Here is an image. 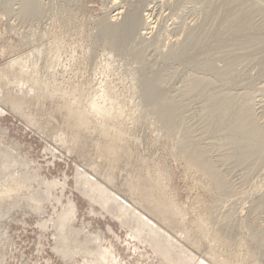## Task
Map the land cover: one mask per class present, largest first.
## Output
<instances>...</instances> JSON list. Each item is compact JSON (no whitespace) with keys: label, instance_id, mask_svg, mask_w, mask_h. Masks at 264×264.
Listing matches in <instances>:
<instances>
[{"label":"rangeland","instance_id":"374dc122","mask_svg":"<svg viewBox=\"0 0 264 264\" xmlns=\"http://www.w3.org/2000/svg\"><path fill=\"white\" fill-rule=\"evenodd\" d=\"M0 78L18 96L0 100V157L31 190L55 181L41 213L0 219V264H74L40 224L69 203L61 222L79 244L99 233L102 264H169L78 173L160 224L178 264H264V0H0ZM108 137L119 144L104 152Z\"/></svg>","mask_w":264,"mask_h":264},{"label":"bare ground","instance_id":"6f19581e","mask_svg":"<svg viewBox=\"0 0 264 264\" xmlns=\"http://www.w3.org/2000/svg\"><path fill=\"white\" fill-rule=\"evenodd\" d=\"M116 3H118V2L115 1L114 4L116 5ZM119 9L120 8L117 7V12H114V14L111 15L112 22H110V23L108 22L109 31H111L110 32L111 34H108V32H107V34L110 35V36H113V34H118L119 31H120L119 30L120 26L124 24V23L123 24H121V23L118 24L119 22L117 23V21L114 22L115 20L118 19V17H120V15L123 14V11H120ZM125 17H128L127 22L129 20H131V17L129 15L125 16ZM129 17H130V19H129ZM150 17H151V14L147 13L146 14V19H145V25H148V24L151 23L150 22ZM147 22H148V24H147ZM130 23H131V21H130ZM150 26L148 25L147 27H145V26L144 27H145L146 30L147 29L149 30V29H151ZM127 28L128 27H126V29ZM146 34H147V32H146ZM15 64H16V62H13V63L9 64L10 68L13 67V66L15 68ZM10 68H8V69H10ZM0 84H1V81H0ZM16 85H18V84H16ZM1 91L2 90H0V92ZM7 91H9V90H7ZM9 92H8V94H9ZM8 94L6 92L5 94L0 95V100L2 102H4V103H7L9 105V103H13V101H14L13 99L18 97V96L16 95V97H15L16 92H15V94L13 96H9ZM22 95H25V94H22ZM19 96H20V94H19ZM102 97H104V94L103 93L99 94V97L96 98V101L97 102H98V100L100 101V99H98V98H101V101H103V99L105 97L104 98H102ZM15 101H16V99H15ZM100 103H102V102H100ZM18 104H20V103H18ZM10 106H11V104H10ZM18 111H20V110H18ZM18 111H16V112H18ZM3 112H4L3 109L0 107V114L3 113ZM14 112H15V110H14ZM107 140H108V143L106 142L107 144H104L103 147H101V149H103L104 152L105 151L114 150V149H116L118 147L119 143H118L117 139L108 137ZM1 152H3V151H1ZM1 152H0V156H2ZM8 155L6 154L4 157H0L1 158V160H0V162H1L0 163V219H4V217H5L4 214L6 215V213L8 211L11 212V210H13L15 207L17 208L19 206H22V204L27 205L29 207V209L31 208L32 209V210L30 209L31 211L35 210V211L41 213L42 209H41V205L39 203H41V201H45L46 202L48 200V196H50V194H52V193H50L51 186H52V184H55V181L54 182H50V181H48L49 179L45 180L43 178L44 180H42V185H40L41 183L40 184H38V183L40 182L41 179L40 180L38 179L39 182L37 184L39 186H37L36 189H32L31 190V185L29 183V180H30L29 173L25 172V171L20 173V171L22 169L21 170H19V169L22 168V167L21 166L19 167L18 166V164H19L18 161H16L15 159L14 160L10 159L8 157ZM10 157H11V155H10ZM14 165H17L19 168L17 169L16 166H15L16 168H13ZM24 169H26V168H24ZM77 173H78V171H77ZM28 175H29V177H28ZM76 178H77V181L79 183H82V182L85 181L88 184V188L89 189L87 191H84L83 193H84V196H86L89 199V201H91L92 203L96 202L97 205L101 206V209L103 208V209L111 210L112 215L114 216V218L116 217L117 218L116 220L121 221V223L122 224H126V226H127V223H128V219L130 217L133 218V221L135 220V222L137 224L134 225L132 223V221L129 222V223H132L133 226H134V227H132L134 231L132 230L131 233H133L135 236L139 237L142 240V242L143 241L144 242L145 241L151 242L152 244L150 243L149 245L150 246L153 245L152 248L155 249L156 253L160 256L161 259H164L165 261L167 260L169 262V264H178L179 263L181 254H179V252H177L176 249L173 250L171 248V246H170L171 245L170 236L165 235L164 231L162 230L163 228L161 227L160 224L159 225L156 224L154 221L151 220V218L145 216L144 213H141V212L136 213L137 211L135 210V208H133V206L131 204H129V202H127V200L125 201V199H123L121 197H118L119 195H114V194L110 193L109 189H107L97 178L96 179H90L89 177H87V175L82 174V173H80V174L78 173ZM33 182H34V179H33ZM4 199L11 200V203H10L11 205L3 206L2 202H3ZM70 202H72V201H70ZM67 203H69V202H67ZM74 205L75 204H73V203H69L68 205H64L65 207H63V210L61 212H59L58 214H56V217H53L51 222H50L49 219L46 220V221L40 222L42 228L46 227V226L48 227V224H52V226L55 228V233H54L55 239L54 240L56 242V245L54 247L55 250L52 251V252L56 251L58 254H60L59 256L62 257L65 261H70V262L74 261V264L78 263L79 259L81 258L80 257L78 259L79 256H82L85 259V261L82 264H102L106 260V258H107V256L109 254L107 255V253L105 251V250H107L106 248H105V250L102 249L103 248L102 245H101L102 241H100V237H99L100 235L98 236L99 233L97 232L98 234L96 236L92 235L93 236L92 238H89V237H91V235H88L89 237H87V235H86L85 241H83L82 243L79 244L77 239L79 238V236H81V232L80 231H78V232L74 231V228L71 227L70 220H69L70 225H69V223L66 224V223L61 222V219H68V218L73 219L74 218V216L77 213L76 212L77 211L76 206H74ZM14 210H16V209H14ZM103 211H105V210H103ZM9 212H8V214H9ZM91 212H92V210H91ZM4 221H6V220H4ZM5 224L7 225V223H5ZM176 224L172 223L171 225H173V227H174ZM2 225H4V224L2 223ZM166 225H167V227L170 226V224H166ZM122 226H125V225H122ZM200 226H199V228H200ZM128 227H130V226H128ZM0 229H1V227H0ZM176 229H177V227H176ZM109 231H110V228H109ZM173 233H175V232H173ZM180 237H183V236L181 235ZM217 239H218V237L216 236L215 241ZM1 241H0V243H1ZM182 241H183V239H182ZM217 242H219V240ZM2 244H4V243H2ZM0 246H2V245H0ZM172 247H174V246H172ZM110 248H111V246H110ZM169 249H172L174 252L172 251L173 253H171L170 252L171 250L169 251ZM1 251H3V250H1ZM107 252H108V250H107ZM57 253H56V255H57ZM115 257H116V255H115ZM188 258H189V256H188ZM210 259L213 260V262L215 264H230V263H226L225 261L221 260V258L216 256V255H213ZM111 260H112V258L110 259V261ZM2 261H3V258H2ZM2 261H1V264H2ZM81 261H82V259H81ZM204 263L208 264V262L207 263L204 262ZM111 264H112V262H111ZM118 264H119V262H118ZM182 264H183V262H182Z\"/></svg>","mask_w":264,"mask_h":264}]
</instances>
